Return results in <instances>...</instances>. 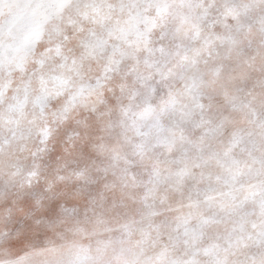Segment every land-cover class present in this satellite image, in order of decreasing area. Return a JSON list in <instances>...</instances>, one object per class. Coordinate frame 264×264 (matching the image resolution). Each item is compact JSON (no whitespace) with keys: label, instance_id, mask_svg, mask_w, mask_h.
Wrapping results in <instances>:
<instances>
[{"label":"snow or ice","instance_id":"obj_1","mask_svg":"<svg viewBox=\"0 0 264 264\" xmlns=\"http://www.w3.org/2000/svg\"><path fill=\"white\" fill-rule=\"evenodd\" d=\"M0 264H264V0H0Z\"/></svg>","mask_w":264,"mask_h":264}]
</instances>
